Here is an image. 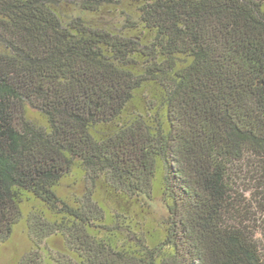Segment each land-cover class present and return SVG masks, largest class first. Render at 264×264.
<instances>
[{
	"label": "trees",
	"instance_id": "16d2710c",
	"mask_svg": "<svg viewBox=\"0 0 264 264\" xmlns=\"http://www.w3.org/2000/svg\"><path fill=\"white\" fill-rule=\"evenodd\" d=\"M129 1L0 0V243L24 218L13 264H264V0ZM99 181L158 194L160 233Z\"/></svg>",
	"mask_w": 264,
	"mask_h": 264
},
{
	"label": "rangeland",
	"instance_id": "374dc122",
	"mask_svg": "<svg viewBox=\"0 0 264 264\" xmlns=\"http://www.w3.org/2000/svg\"><path fill=\"white\" fill-rule=\"evenodd\" d=\"M127 2L130 1L127 0ZM88 186L90 187V184ZM60 189L62 194L72 195L76 198L81 197L83 192L87 190L81 180L77 181L69 177L63 180ZM95 191L98 200L104 205L107 212L114 213L115 210H124L123 212L126 215L134 216L138 221L142 220L144 223H147L148 233L150 235L159 234L163 228V208L158 194L155 195L153 193L150 198L126 201L100 181L95 185ZM26 210L24 213H27ZM51 244L55 248L61 247V242L57 238L53 239ZM29 246L30 244L26 234V223L24 218H22L14 226L11 237L7 241L0 243V264H13Z\"/></svg>",
	"mask_w": 264,
	"mask_h": 264
}]
</instances>
